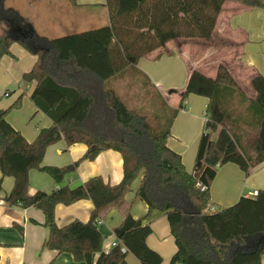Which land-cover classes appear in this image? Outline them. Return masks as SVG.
Here are the masks:
<instances>
[{
    "label": "trees",
    "instance_id": "16d2710c",
    "mask_svg": "<svg viewBox=\"0 0 264 264\" xmlns=\"http://www.w3.org/2000/svg\"><path fill=\"white\" fill-rule=\"evenodd\" d=\"M0 0V59L13 43L37 57L22 81L36 82L30 101L50 121L28 143L0 109V173L14 180L3 200L10 206L42 212L48 236L43 248L66 253L85 264H126L128 254L140 264H161L146 244L148 224L126 213L113 230L118 244L101 250L97 223L103 210L119 204L141 176L135 191L152 212L167 220L176 251L170 264H261L264 256V188L253 198L208 213L217 169L234 164L245 174L264 163V76L251 79L248 98L228 70L219 66L209 78L191 71L180 106L189 95L207 99L203 131L192 171L166 141L174 113L152 120L129 109L109 81L139 59L176 39H209L224 2L264 8L263 0H105L108 25L54 39L38 37L31 24ZM19 101L11 108H18ZM60 140L83 144L86 152L71 165L42 166L46 148ZM113 150L122 159V179L109 185L99 177L75 187L39 191L28 196V172L48 174L55 183L73 173L82 161ZM89 200L93 210L86 223L74 220L58 227L54 209ZM124 250V251H123ZM51 264V263H50Z\"/></svg>",
    "mask_w": 264,
    "mask_h": 264
},
{
    "label": "crops",
    "instance_id": "0c3cea01",
    "mask_svg": "<svg viewBox=\"0 0 264 264\" xmlns=\"http://www.w3.org/2000/svg\"><path fill=\"white\" fill-rule=\"evenodd\" d=\"M4 7L15 10L31 24L38 37L45 39L89 31L109 23L105 0H5ZM3 29L4 26H0V34ZM36 61V56L17 43H13L9 54L0 59V109L8 110L7 122L28 143L41 129L51 126V121L30 101L36 82L22 81L23 74L29 72ZM219 66L228 70L248 98H254L251 79L257 74L264 76V8L224 2L209 39L180 38L168 42L108 83L125 103L122 93L126 91L129 96L131 93L137 95L136 82H141L151 91L162 112L170 116L175 112L166 145L181 157L186 172L190 173L203 131L207 99L189 95L179 108L181 95L191 71L214 78ZM17 101L19 107L11 108ZM153 106L127 107L140 110L157 121L161 115L154 114L156 109ZM86 149L83 144L68 146L60 140L46 148L41 165L56 168L71 165L84 155ZM95 177L109 185L118 184L122 179L120 154L113 150L101 151L93 160L82 161L60 183H55L44 172L30 170L27 194L33 196L39 191L50 192L64 186L75 188ZM140 179L141 176H138L134 180L130 192L119 204L102 211L97 223L103 238L101 250L107 253L118 244L113 230L129 213L133 219L143 220V224L150 226L152 232L146 239L147 246L161 256V264H170L176 246L166 217L154 211L146 219L148 208L135 195ZM13 183L12 178H1L0 173V264H85L74 261L69 254H58L43 248L48 229L44 227L42 212L35 208L10 206L3 200ZM263 188L264 163L247 174L234 164H225L217 169L210 184L207 210L219 211L234 205L241 197L253 198ZM92 210L89 200H80L68 206L59 204L54 209L56 225L62 227L74 220L86 223ZM126 264L140 263L128 254ZM261 264H264V256Z\"/></svg>",
    "mask_w": 264,
    "mask_h": 264
},
{
    "label": "rangeland",
    "instance_id": "374dc122",
    "mask_svg": "<svg viewBox=\"0 0 264 264\" xmlns=\"http://www.w3.org/2000/svg\"><path fill=\"white\" fill-rule=\"evenodd\" d=\"M137 83V91L136 94L134 95L131 93L129 96L126 91L122 93V98L126 99L125 103L129 107H134L135 105H138L141 108H149V105H154L153 108L156 109L154 110V114L160 113L161 117L160 118H168L170 115L167 112H162V110L159 109V103L156 101L154 96H152L151 91L146 88L145 85H141V82H136ZM160 111V112H159ZM32 124V123H31ZM33 124H36L35 122ZM208 213H211L209 210H207Z\"/></svg>",
    "mask_w": 264,
    "mask_h": 264
},
{
    "label": "built area",
    "instance_id": "2783aa9c",
    "mask_svg": "<svg viewBox=\"0 0 264 264\" xmlns=\"http://www.w3.org/2000/svg\"><path fill=\"white\" fill-rule=\"evenodd\" d=\"M209 211H212V209H211V210L209 209ZM123 251H124V250H123Z\"/></svg>",
    "mask_w": 264,
    "mask_h": 264
}]
</instances>
